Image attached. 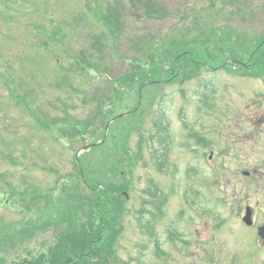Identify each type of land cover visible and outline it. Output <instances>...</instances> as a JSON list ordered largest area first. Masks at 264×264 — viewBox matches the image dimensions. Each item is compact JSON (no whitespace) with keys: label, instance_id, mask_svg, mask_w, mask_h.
I'll list each match as a JSON object with an SVG mask.
<instances>
[{"label":"rangeland","instance_id":"374dc122","mask_svg":"<svg viewBox=\"0 0 264 264\" xmlns=\"http://www.w3.org/2000/svg\"><path fill=\"white\" fill-rule=\"evenodd\" d=\"M263 38L264 0H0V263L54 246L52 217L62 239L81 226L68 196L86 192L89 154V182L118 174L128 195L105 229L110 264H264L240 225L264 207ZM184 51L200 67L172 65ZM151 53L162 83L117 80L137 64L149 76Z\"/></svg>","mask_w":264,"mask_h":264},{"label":"trees","instance_id":"16d2710c","mask_svg":"<svg viewBox=\"0 0 264 264\" xmlns=\"http://www.w3.org/2000/svg\"><path fill=\"white\" fill-rule=\"evenodd\" d=\"M112 32V30H109ZM109 32V34H111ZM95 41V40H94ZM264 45V38L261 40V42L258 43V45L255 47L254 53L252 54L253 60H256V53L260 51V48ZM94 47L99 46V41L93 42ZM168 53V52H167ZM172 54V53H171ZM174 54V53H173ZM261 54V60L262 63L259 66V73H257L255 76L261 78L262 80L264 77V55L260 52ZM176 56L174 57V61L172 62V65L176 66L178 65L180 59L182 57H188V59H191L192 62L194 63L193 65L197 68V66L200 67V63L195 60L194 54L192 51H184L182 53L175 54ZM255 55V57H254ZM158 55L151 53L149 56H146V61L148 63H151L153 65L152 70L149 72V76L147 73L144 72V69H142L138 64L134 65V69L131 72L124 73L119 77V80L121 79L122 82L126 85H128L131 82V85L134 86L135 83L138 85V92H141L142 89L146 86H156L158 82L161 80H157L156 76H158L159 73H163V67L166 60L164 57H156ZM84 61V58H83ZM86 61V60H85ZM186 64L188 60H185ZM185 61H183V65L185 64ZM95 65V64H94ZM255 66L256 63H254L251 60V67ZM104 69H107L103 67ZM162 68V69H161ZM175 68L173 67V70ZM193 72V71H192ZM192 75V73H188L185 75L184 79H189V76ZM177 73L174 74L172 79L176 78ZM155 78V79H154ZM128 80V81H127ZM158 86V85H157ZM105 144L99 145V146H94V149L103 147ZM88 156L89 154L84 156V159L87 160L85 168L83 170V183L85 185V190L86 192L83 194H70L68 198L70 200L76 199V197L82 196V199H76V206L74 207V211L78 208L79 213L82 212L84 215L83 221H80L79 219H76V216L74 214L73 218L72 215L69 214V224L73 222H78L81 223V226L79 228H72L71 226L69 227V240L68 244L65 245V241L61 240V242L58 244V248H53L51 250V257L49 259L48 264H109V256L111 254L110 247H111V242L108 241L109 237L107 234H105V229L107 230L108 225L113 221V216L112 213H114L113 208V201L118 200L119 196H124L123 192L121 191L122 189L125 190V181L123 179L118 181L116 177L118 174L115 175V177L108 179L105 182L98 181V179H94L93 181L89 182L90 180L87 174L89 173L88 170H93L94 172L96 171V167L91 164H88ZM85 160V161H86ZM96 168V169H95ZM110 173L111 170H110ZM90 174H94L93 171L90 172ZM81 175V174H80ZM99 175V173H98ZM101 175V174H100ZM99 175V176H100ZM105 176V175H103ZM92 179V178H90ZM90 185H89V183ZM119 182V185H118ZM93 184V185H92ZM92 185V186H91ZM152 191V189H151ZM126 192V191H125ZM150 195V193H149ZM155 195V194H153ZM84 201V202H83ZM70 201H65L64 205L62 206V209L64 212V209L67 208V205L69 204ZM119 202V201H116ZM144 204V203H143ZM83 205V206H82ZM145 206V204H144ZM83 211L80 210V208ZM76 213V212H75ZM72 218V219H71ZM56 218L52 217L50 219L49 223L53 224H58L60 226L59 231L57 234L60 235L62 234L61 226L63 223H58L56 222ZM95 221L98 222V225L95 224ZM2 239V237L0 238ZM64 246H63V244ZM105 246L108 248L107 252H104L102 250V246ZM64 247L66 248V253H67V258L66 260L63 259L66 254L64 251ZM33 264H46L44 257L39 258L34 261Z\"/></svg>","mask_w":264,"mask_h":264},{"label":"flooded vegetation","instance_id":"af4514ba","mask_svg":"<svg viewBox=\"0 0 264 264\" xmlns=\"http://www.w3.org/2000/svg\"><path fill=\"white\" fill-rule=\"evenodd\" d=\"M222 66V65H220ZM220 66H217L215 68H213L214 70H217L218 68H220ZM251 66V63H249L248 65L246 64V67L249 69ZM249 173L250 175V172L249 171H246ZM253 174H256V171H252ZM247 175V176H249ZM245 210L243 211L242 213V217L246 211V206L244 208ZM249 210V209H247ZM251 221L252 223L251 224H245L244 222H241L240 225H244L245 227H247L248 229H250L252 232H253V240H252V244H249V245H245V246H249V247H252L254 252L259 255V254H262L264 253V229L262 227H264V207H252L251 210ZM240 215H241V212H240ZM241 217V219H242ZM195 230V229H194ZM197 232V230H195ZM177 233V236L179 237L180 234L178 232ZM153 235V234H152ZM41 244V243H40ZM0 246H1V249H2V246H3V242L0 241ZM0 249V250H1ZM22 249L26 250V253L25 255H29V257H32V256H35L36 257V253L35 254H32V249L31 248H28L26 249V246L23 247ZM64 251L66 253V248L64 247ZM43 252V251H41ZM46 252V251H44ZM67 254V253H66ZM50 255V249L48 251V256ZM19 258V257H18ZM261 260L264 262V254L262 256H260ZM35 261L34 260H28L26 258L24 259H18L17 261L14 262V264H33ZM0 264H4L3 260L1 261Z\"/></svg>","mask_w":264,"mask_h":264},{"label":"water","instance_id":"95a60500","mask_svg":"<svg viewBox=\"0 0 264 264\" xmlns=\"http://www.w3.org/2000/svg\"><path fill=\"white\" fill-rule=\"evenodd\" d=\"M244 220L248 221V219L245 217Z\"/></svg>","mask_w":264,"mask_h":264}]
</instances>
